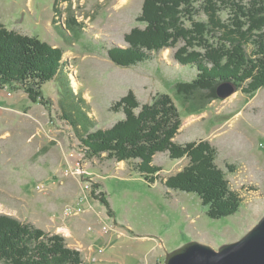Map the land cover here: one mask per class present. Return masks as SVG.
<instances>
[{
    "label": "rangeland",
    "instance_id": "rangeland-1",
    "mask_svg": "<svg viewBox=\"0 0 264 264\" xmlns=\"http://www.w3.org/2000/svg\"><path fill=\"white\" fill-rule=\"evenodd\" d=\"M56 1L63 12L58 25L67 24L71 12L80 25H56ZM143 2L0 0V23L62 48L80 91L71 102L73 116L85 127L90 110L97 128L122 119L123 112L112 107L130 91L141 103L170 94L182 117L176 141L211 142L216 165L242 203L232 215L211 218L197 193L163 183L189 162L172 159L167 151L153 159L162 167L154 183L135 169L139 160L88 157L60 108L61 99L65 103L70 96L56 79L42 86L48 104L33 101L23 88L0 87V214L62 235L68 247L81 251L84 264H165L167 253L190 241L216 249L237 242L264 216V88L186 100L175 84L193 80L197 69L175 58L177 47L137 65L117 64L108 50L126 46L125 34L145 26L137 20ZM68 207L82 210L68 215Z\"/></svg>",
    "mask_w": 264,
    "mask_h": 264
},
{
    "label": "trees",
    "instance_id": "trees-1",
    "mask_svg": "<svg viewBox=\"0 0 264 264\" xmlns=\"http://www.w3.org/2000/svg\"><path fill=\"white\" fill-rule=\"evenodd\" d=\"M73 5L68 9H73ZM72 11V10H71ZM54 20L63 14L55 4ZM136 26L124 36L126 46L115 45L109 57L122 66L151 60L155 52L177 47L175 58L197 69L196 77L175 84L186 100H213L218 84L232 81L237 89L253 94L264 88V0H144ZM69 28L80 25L71 12ZM62 48L36 36L9 29L0 23V87L23 88L33 101L48 104L44 83L57 80L70 100L60 108L84 145L88 157L106 156L120 161L139 160L135 165L144 178L154 183L162 167L155 155L167 151L170 158L189 162L163 183L174 190L197 193L209 207L211 218L232 215L242 199L231 187L226 172L216 165L217 149L208 140L179 143L176 137L182 117L173 97L157 93L151 102L141 103L130 91L112 107L124 117L109 128H97L89 111L90 127L77 122L72 101L80 95L72 71L63 59ZM60 94V89L58 91ZM96 128V129H94ZM91 129H94L91 131ZM233 171V165H227ZM102 199L109 206V202ZM81 251L66 245L60 234H50L0 214V264H84Z\"/></svg>",
    "mask_w": 264,
    "mask_h": 264
},
{
    "label": "water",
    "instance_id": "water-1",
    "mask_svg": "<svg viewBox=\"0 0 264 264\" xmlns=\"http://www.w3.org/2000/svg\"><path fill=\"white\" fill-rule=\"evenodd\" d=\"M237 90L232 81L218 84L217 94L227 98ZM165 264H264V216L242 238L218 249L190 241L167 253Z\"/></svg>",
    "mask_w": 264,
    "mask_h": 264
},
{
    "label": "built area",
    "instance_id": "built-area-1",
    "mask_svg": "<svg viewBox=\"0 0 264 264\" xmlns=\"http://www.w3.org/2000/svg\"><path fill=\"white\" fill-rule=\"evenodd\" d=\"M75 84V83H74ZM82 208L81 207H78V211H81ZM77 209L75 207H68L65 212L70 215V214H73L74 212H78Z\"/></svg>",
    "mask_w": 264,
    "mask_h": 264
},
{
    "label": "crops",
    "instance_id": "crops-1",
    "mask_svg": "<svg viewBox=\"0 0 264 264\" xmlns=\"http://www.w3.org/2000/svg\"><path fill=\"white\" fill-rule=\"evenodd\" d=\"M65 60V59H64ZM78 93H80V91H77ZM9 94H11V92H9ZM83 95L85 96V93H83ZM121 112V111H119ZM182 159H185V158H182ZM180 160V159H179Z\"/></svg>",
    "mask_w": 264,
    "mask_h": 264
}]
</instances>
